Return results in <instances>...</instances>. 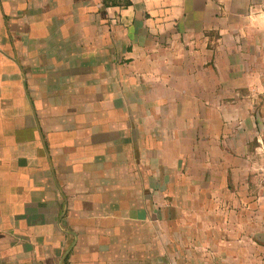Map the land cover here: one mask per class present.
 Wrapping results in <instances>:
<instances>
[{
	"label": "crops",
	"instance_id": "obj_1",
	"mask_svg": "<svg viewBox=\"0 0 264 264\" xmlns=\"http://www.w3.org/2000/svg\"><path fill=\"white\" fill-rule=\"evenodd\" d=\"M263 160L264 0H0V264H264Z\"/></svg>",
	"mask_w": 264,
	"mask_h": 264
},
{
	"label": "rangeland",
	"instance_id": "obj_2",
	"mask_svg": "<svg viewBox=\"0 0 264 264\" xmlns=\"http://www.w3.org/2000/svg\"><path fill=\"white\" fill-rule=\"evenodd\" d=\"M253 148V146H251ZM263 161H260V163H263ZM260 174L257 175V177H255L250 184H252V186L256 187L257 189H259L260 186L264 185V171L260 169ZM251 186V187H252ZM253 195H260V194H253Z\"/></svg>",
	"mask_w": 264,
	"mask_h": 264
}]
</instances>
